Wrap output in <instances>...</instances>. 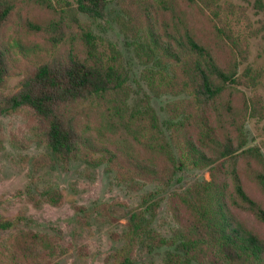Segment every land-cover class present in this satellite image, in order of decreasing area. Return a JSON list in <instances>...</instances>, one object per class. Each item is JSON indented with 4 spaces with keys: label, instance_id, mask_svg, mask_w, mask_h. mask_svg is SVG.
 <instances>
[{
    "label": "trees",
    "instance_id": "trees-1",
    "mask_svg": "<svg viewBox=\"0 0 264 264\" xmlns=\"http://www.w3.org/2000/svg\"><path fill=\"white\" fill-rule=\"evenodd\" d=\"M35 1L56 12L47 30L57 50L33 66L15 92L0 93V114L27 109L33 131L64 162L93 159L92 152L102 150L101 160L119 170L128 166L136 179L165 185L186 167L210 171V179L175 194L171 208L183 228L178 239L153 230L145 211L137 208L129 215L127 242L115 253L120 260L114 264H134L138 245L147 241L155 247L179 244L167 264H264V153L247 146L246 134L250 118L264 117V98L256 91L264 67L249 63V39L261 29L246 7L227 0H123L129 31H145L155 42L163 66L149 74L156 92L184 95L166 105L167 145L151 107L129 114L131 91L118 48L112 43L109 51L100 48L80 17L104 18L111 0H67L59 6ZM17 2L0 0V87L13 74L4 29ZM83 115H98L106 129L121 136L119 144L113 135L117 149L97 147L91 121L80 123ZM47 197L62 200L58 190L47 191ZM244 212L260 227L250 225ZM12 225L10 219L0 221V230ZM13 244L29 264H49L56 249L51 238L34 231L15 235Z\"/></svg>",
    "mask_w": 264,
    "mask_h": 264
},
{
    "label": "rangeland",
    "instance_id": "rangeland-1",
    "mask_svg": "<svg viewBox=\"0 0 264 264\" xmlns=\"http://www.w3.org/2000/svg\"><path fill=\"white\" fill-rule=\"evenodd\" d=\"M52 1L59 6L67 0ZM227 1L246 7L254 26L261 29L249 39V63L256 69L263 68L264 0ZM55 16V11L35 0H18L13 18L4 29V43L13 58V74L0 87V93L15 92L33 66L56 52L47 30V24ZM80 17L97 35L100 48L108 50L110 43L118 48L131 91L129 114L151 107L159 120L160 137L164 144L170 145L166 105L184 95L159 94L151 84L150 72L163 67L157 60L153 38L145 31L138 35L129 31L130 18L123 0H111L104 18L93 19L84 13ZM244 89L251 93L249 88ZM256 91L264 98V77ZM88 119L97 147L117 149L113 135L119 144L121 136L106 129L98 115L89 118L83 115L80 123L84 125ZM33 125L27 109L0 114V221L13 222L11 227L0 230V264H29L13 244L14 236L22 231L46 235L56 243L49 264L119 263L115 253L127 242L124 233L133 210L145 211L150 226L160 235L178 239L183 228L171 208L175 194L210 179L208 168L186 167L171 185L143 181L136 179L126 169L128 166L119 170L116 163L101 160L102 150L93 151V159L81 157L64 162L36 135ZM246 134L247 146H259L264 153V117L250 118ZM50 190L60 191L62 200L58 203L49 200ZM242 217L250 225L260 227L250 213L244 212ZM178 246V243L171 247H155L150 241L140 243L134 264H167L168 255L179 251Z\"/></svg>",
    "mask_w": 264,
    "mask_h": 264
}]
</instances>
